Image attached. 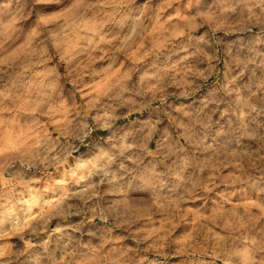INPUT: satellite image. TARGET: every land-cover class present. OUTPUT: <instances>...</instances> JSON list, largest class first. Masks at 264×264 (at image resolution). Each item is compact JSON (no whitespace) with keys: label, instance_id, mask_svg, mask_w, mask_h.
<instances>
[{"label":"clouds","instance_id":"1","mask_svg":"<svg viewBox=\"0 0 264 264\" xmlns=\"http://www.w3.org/2000/svg\"><path fill=\"white\" fill-rule=\"evenodd\" d=\"M0 264H264V0H0Z\"/></svg>","mask_w":264,"mask_h":264}]
</instances>
